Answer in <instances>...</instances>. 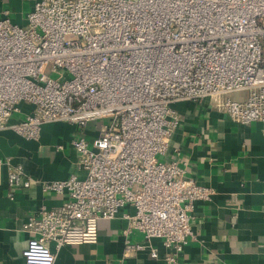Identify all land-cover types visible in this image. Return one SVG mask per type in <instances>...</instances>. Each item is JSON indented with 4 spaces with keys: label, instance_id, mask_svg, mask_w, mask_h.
Masks as SVG:
<instances>
[{
    "label": "built area",
    "instance_id": "1",
    "mask_svg": "<svg viewBox=\"0 0 264 264\" xmlns=\"http://www.w3.org/2000/svg\"><path fill=\"white\" fill-rule=\"evenodd\" d=\"M23 1L24 24L0 16V130L39 139L49 122H100L92 142L74 141L86 175L43 182L68 197L25 223V264H54L52 243H96L122 209L126 253L145 247L131 239L140 232L174 247L177 264L194 203L214 190L160 158L181 119L174 103L210 97L239 122L264 121V0ZM3 165L11 197L31 184L22 163Z\"/></svg>",
    "mask_w": 264,
    "mask_h": 264
},
{
    "label": "crops",
    "instance_id": "2",
    "mask_svg": "<svg viewBox=\"0 0 264 264\" xmlns=\"http://www.w3.org/2000/svg\"><path fill=\"white\" fill-rule=\"evenodd\" d=\"M5 8L16 22L25 23L23 0H0V16ZM174 107L181 119L160 158L177 161L186 176L214 190L210 200L195 201L193 234L177 255V264H264V121L239 122L210 97L177 101ZM22 109L19 116L30 111L26 105ZM99 127L96 120L84 127L54 121L43 125L39 139H27L13 129L0 130V158L22 163L31 177V184L21 185L11 197L8 169L0 166V264H25L23 252L32 235L25 223L44 207H58L68 197L66 191H45L43 182L73 173L84 177L74 141L84 136L92 142ZM125 210L100 221L96 243L59 249L52 243L54 264H172L166 257L176 255L175 248L166 247L160 238L146 240L140 232L131 239L145 247L126 253Z\"/></svg>",
    "mask_w": 264,
    "mask_h": 264
},
{
    "label": "rangeland",
    "instance_id": "3",
    "mask_svg": "<svg viewBox=\"0 0 264 264\" xmlns=\"http://www.w3.org/2000/svg\"><path fill=\"white\" fill-rule=\"evenodd\" d=\"M30 7H31L30 2H28V1L26 2V1H25V8H26V9H27V8L30 9ZM62 71L66 73L65 70H62ZM53 76L56 77V76H57V73H53Z\"/></svg>",
    "mask_w": 264,
    "mask_h": 264
}]
</instances>
